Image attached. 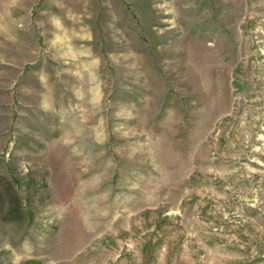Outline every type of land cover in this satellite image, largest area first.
I'll return each instance as SVG.
<instances>
[{
    "label": "rangeland",
    "instance_id": "1",
    "mask_svg": "<svg viewBox=\"0 0 264 264\" xmlns=\"http://www.w3.org/2000/svg\"><path fill=\"white\" fill-rule=\"evenodd\" d=\"M0 264H264V0H0Z\"/></svg>",
    "mask_w": 264,
    "mask_h": 264
},
{
    "label": "bare ground",
    "instance_id": "2",
    "mask_svg": "<svg viewBox=\"0 0 264 264\" xmlns=\"http://www.w3.org/2000/svg\"><path fill=\"white\" fill-rule=\"evenodd\" d=\"M173 17H175V16L173 15ZM176 22H177V20L175 19L174 23H176Z\"/></svg>",
    "mask_w": 264,
    "mask_h": 264
}]
</instances>
